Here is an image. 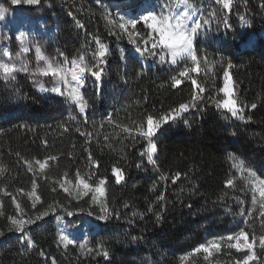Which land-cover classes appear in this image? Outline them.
I'll use <instances>...</instances> for the list:
<instances>
[{"label": "trees", "instance_id": "obj_1", "mask_svg": "<svg viewBox=\"0 0 264 264\" xmlns=\"http://www.w3.org/2000/svg\"><path fill=\"white\" fill-rule=\"evenodd\" d=\"M48 1L58 9L57 58L71 61L83 54L89 66L97 64L98 38L106 48L99 65L103 71L99 81L85 74L83 111L81 105L43 97L29 81L0 85V264H52L53 259L56 264H237L249 254L247 249L237 251L223 243L210 257L193 250L241 230L250 241L253 235L257 238V259L250 264H264L259 242L264 217L258 192V203H252L254 185L246 171L264 180V0H233L231 10L206 0L203 19H209L212 37L220 41L215 45L196 39L200 74L191 71L188 60L175 66H160L154 59L144 64L132 50L133 40L110 23L113 13L101 0ZM213 9L214 18L209 15ZM133 30L140 34L137 43L149 36L143 22ZM250 33L255 41L245 46ZM186 69L188 77H181ZM225 69L244 120L216 106L223 99L219 89ZM173 78L183 83L173 86ZM191 78L205 87L204 99L152 138L157 150L155 163H150L144 154L148 141L137 129L146 130L148 115L158 118L181 103L191 104ZM53 156L55 160L49 159ZM46 160L40 169L36 161ZM240 161L243 169L233 167ZM114 167L124 177L119 183ZM79 178L93 186L106 178L102 206L94 205L89 195L76 199L60 185ZM230 179L232 186L226 184ZM33 190L37 202L30 198ZM104 207L107 221L98 219ZM19 210L29 219L48 212L28 229L34 245L13 231L9 218H17ZM58 214L71 231L87 218L98 229L83 248L79 243L63 245ZM99 245L107 249V259Z\"/></svg>", "mask_w": 264, "mask_h": 264}, {"label": "snow or ice", "instance_id": "obj_2", "mask_svg": "<svg viewBox=\"0 0 264 264\" xmlns=\"http://www.w3.org/2000/svg\"><path fill=\"white\" fill-rule=\"evenodd\" d=\"M39 0H11L13 5L17 4H25V5H33L38 3ZM215 3L220 4L223 6V9L231 10V6L233 0H215ZM3 9H0V18L4 15ZM210 17H216L217 12L213 9L210 12ZM121 20H124V17H120ZM139 20L143 21L144 24L147 26L148 29L151 30L149 32V36L151 38V46L148 47L149 41H143V47L137 46L136 51L140 55H149L152 57H158L160 62H166V57L172 64H177L181 61L190 60L192 62L193 67L191 68L192 72L200 74L201 69V59L198 57L196 49H195V40L197 35L199 34L200 30L204 28L205 25L209 23V19H196L195 16V6L191 2V0H175V3H168L164 7L161 8V11L157 13L154 9L145 10V13H142ZM138 20L137 19H129L125 23H120L117 25L118 28L122 29L124 32H128V26L131 25L132 28H135ZM110 23L116 24V21H110ZM82 27V25H81ZM115 34V33H114ZM23 36V34H21ZM129 38L131 39L132 35L139 36V33H128ZM96 42L100 44V51L98 52V63L89 66L85 61L86 58L83 54L78 55L77 58H73L71 61H68L67 57H64L63 61L50 59L46 57L39 46L35 48L36 59L37 61H44V67H37L34 70V73H40L43 76H51L54 78V82L57 86H54L50 89V91L57 93L59 95H64V92L61 91L59 84H63L66 89H70L68 91L67 96L72 101L81 105V111L84 110L83 108V96L80 93V88L83 86L85 80V74L90 73L91 76L95 77L96 80H100L101 73L103 71L99 65L104 63L103 57L106 53L105 45L100 43L99 39H96ZM136 43V41H132ZM28 52V48L24 47L21 49V52L16 54V60L13 61L11 55L7 51H3L2 55H0V75L3 76L4 80L14 79V74L18 72H25L29 71L28 62L20 59L22 53ZM63 57V53L59 54ZM96 55V54H94ZM4 57H7L6 60ZM71 64V67H68V64ZM203 63L205 65L208 64L207 57L203 58ZM231 67V65H229ZM95 69V70H93ZM208 71H211V67L208 68ZM207 74V73H205ZM181 77H188L189 70H184L179 73ZM70 76V80L68 77ZM174 85L179 86L183 83V80L173 78ZM191 84L193 86V94H192V103H181L179 104L178 108L172 109L169 113H165L161 116L154 117L153 115L147 116V128L146 130L142 127L137 129L139 135L145 138L148 141L149 147L146 151L147 161L150 163H155L153 159V153L156 152L157 146L155 143L152 142V138L156 136L158 131L163 127L164 124L168 123L169 121L175 120L179 117L182 113L187 112L190 108L197 107V101H202L204 99L203 93L205 92V87L202 86L197 79L191 78ZM40 89L43 91H49L46 89L43 84L39 85ZM198 90V91H195ZM220 93H223L224 98L218 99L215 101L216 106L218 108H223L231 113L232 117H237L240 120H244L245 117L241 113L244 109L240 106L237 99L235 98V87L234 81L227 69L224 71V82L223 86L219 89ZM255 108L256 105L253 104L251 106ZM248 119H251L250 117ZM125 131L131 132L130 129L125 128ZM235 134V133H233ZM107 139V138H106ZM45 143H47L45 141ZM89 158L91 159V154L89 153ZM231 159H236L235 157H230ZM51 160H55L56 157H49ZM39 164L40 169H44L47 164V160L43 163L40 161H36ZM98 167V164L95 165ZM140 165H138L139 167ZM233 167L243 169V162L240 161L238 164H234ZM31 170V166L29 167ZM248 175L252 178L251 183L254 185L252 191V203L255 205L258 203L256 193L258 192L260 200H259V207H260V215L264 217V180H261L257 177V174L251 170L246 169ZM113 173L118 174L116 175V182L119 183L121 180L124 179L121 170L118 168H113ZM77 175H79V170H77ZM180 174L177 173V176ZM175 182V179L173 180ZM106 178H101L99 183L95 186L89 184L85 179L80 178L78 180V185H82L83 189L85 190L83 195H88L89 191H94L98 193L100 197L105 195V187ZM228 186L233 185V180L226 181ZM61 187L64 188V191H68V188L64 187L61 184ZM39 200V196L36 197ZM94 201H98L97 197L94 195L92 197ZM160 199H163L161 196ZM35 207V205H33ZM151 211V209H149ZM104 214L98 217L101 221H107L109 219V215L107 213V208H103ZM72 213H69L71 215ZM48 215V212L40 213L35 217V219H15L10 217L9 219L12 220V224L17 232L24 233L26 229V225L35 224L37 221L42 220L44 216ZM91 215V213H89ZM262 225H264V220H262ZM0 235H3L0 232ZM62 239H67L66 237H62ZM133 241L136 240V237L132 238ZM228 240H235L236 243L231 244L230 247L235 248L237 251H241L247 249L249 254L243 257V261H238L237 264H250L251 261L257 259L254 252V245L256 243V237L253 235L251 242L249 241V233L241 230L235 236H229ZM243 241L241 243L240 241ZM26 241L30 245H34V242L31 240L30 237H26ZM259 242L262 247H264V235L259 237ZM68 243H72V241H68ZM81 248L84 245H80ZM102 249V255L107 259L109 253L103 245H99ZM220 245L215 240L209 241L206 244H201L198 248L194 249V252H200L201 250L205 253L211 254V249H219ZM43 255V253H41ZM52 264H56L55 260L53 259Z\"/></svg>", "mask_w": 264, "mask_h": 264}, {"label": "rangeland", "instance_id": "obj_3", "mask_svg": "<svg viewBox=\"0 0 264 264\" xmlns=\"http://www.w3.org/2000/svg\"><path fill=\"white\" fill-rule=\"evenodd\" d=\"M101 1L107 6L108 11L113 13L111 20L112 21L115 20L116 25L120 23H125L129 19H137L138 22H143L139 20L138 18L142 13H145V10L154 9L157 13H159L161 11V8L164 7L166 4L175 3V0H101ZM191 2L195 6L196 19L203 20V11L206 9L208 5V1L191 0ZM0 9L5 10L3 17L0 18V55H2L3 51H7L10 53L12 60L15 61L16 54L18 52H21L22 48L26 47L28 48V52L22 53L20 59L27 61L28 68H29V71L27 73L25 72L15 73L14 79L4 80L3 76L0 75V85L10 86L12 84H16L20 82L21 80H25V81L31 82L34 89L43 97H46L49 99L60 98L63 102V105L65 106H67L68 104L80 105L68 98L67 93L68 91H70V89H66L62 83L59 84V86L61 88V91L64 92V95H59L57 93L50 91L52 87L57 86L54 82L53 77L51 76L46 77V76L41 75L38 72L34 73V70L37 67L45 66L44 61H37L36 59L35 48L37 46L41 48L42 53L46 57L50 59L59 60L56 56V51L54 47V39L60 27V23L57 18L58 9L55 7V5L48 0H39L38 3L33 4V5H25L22 3L13 5L11 3V0H0ZM120 17H124V20H121ZM226 22L227 21L225 20L224 26L219 27L220 29L216 31V34L223 31V28L225 27ZM241 22L244 24L245 20L241 19ZM208 25L209 23L205 25L203 29L200 30L196 39L200 38L203 41H208L211 44L219 45V41H220L219 37H216V38L212 37L211 32L213 31H212V28H210ZM215 26H218V25H215ZM145 27L147 26L145 25ZM244 27L246 28V26ZM133 29L134 28H132L131 25H129L128 32H124L122 29L121 30L125 34H127V36L129 37L128 33H136ZM149 32H151L150 29H149ZM261 33L264 36V30H262ZM21 34H23V36ZM131 40L136 41V35H132ZM143 41H149V44L147 46L148 47L151 46V38L150 36H148L142 39L140 43H137V42L134 43L135 46H133L132 50L141 59V61L144 64H149L150 60L154 59L156 63L159 64L160 66H175L176 65V64H172L168 60L167 57H166V62L162 63L159 61L158 57H152L149 55H140L136 51V48L137 46H141V47L145 46ZM254 41H255V36H252V34L250 33L247 36V44L245 46L252 44V42ZM4 58L6 60L8 59L7 57H4ZM188 61L191 62L190 60ZM68 67L69 68L71 67L70 63L68 64ZM68 79L69 80L71 79L70 76L68 77ZM40 84H43L46 89H49V91L41 90L39 87ZM221 94L224 98L223 93ZM235 98L237 99V96H235ZM170 122L171 121H169L168 123ZM148 147H149V144H148ZM155 153H153V157ZM115 175H118V174H115ZM78 180L69 181V180L64 179L60 183V185L63 184L64 187L68 188L67 193H69L72 197L76 199H80L86 196V195H83L85 190L83 189L82 185H78ZM88 195L90 196L91 201L94 205H98V206L103 205L104 203L103 197H100L98 193H95L94 191H89ZM94 195L97 197L99 202L94 201L92 199ZM36 197L37 195L35 191L33 190V192L30 195V198L33 202H37L38 200L36 199ZM56 216L60 219L59 236H60V241L63 245L74 244V243H79L80 245H82L85 243L87 236L95 232L98 229V226L96 225V223L90 218H87V222L81 224V226H79L77 230L71 231L66 226L65 217L59 214ZM15 219L28 220L29 218L24 214L22 210H19V216ZM30 226L31 225H26L25 232L21 233V232H17L12 224L14 233L19 235L20 238L23 240L27 237L28 229L30 228ZM229 236H235V234L224 236V237L219 236L217 238H211L202 244H206L209 241L215 240L217 243H219L220 245L219 249H221L223 243H226L229 246L231 244L236 243L234 239L228 240L227 238ZM62 237H66L67 239H62ZM68 241H72V243H68ZM240 242L243 243L242 240ZM219 249H211L210 250L211 254L205 253V252L204 253L206 254L207 257H210Z\"/></svg>", "mask_w": 264, "mask_h": 264}]
</instances>
